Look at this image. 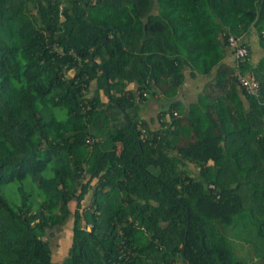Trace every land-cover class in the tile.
Masks as SVG:
<instances>
[{
	"label": "trees",
	"instance_id": "1",
	"mask_svg": "<svg viewBox=\"0 0 264 264\" xmlns=\"http://www.w3.org/2000/svg\"><path fill=\"white\" fill-rule=\"evenodd\" d=\"M0 264H264V0H0Z\"/></svg>",
	"mask_w": 264,
	"mask_h": 264
},
{
	"label": "rangeland",
	"instance_id": "2",
	"mask_svg": "<svg viewBox=\"0 0 264 264\" xmlns=\"http://www.w3.org/2000/svg\"><path fill=\"white\" fill-rule=\"evenodd\" d=\"M255 49H257V48H255ZM72 73H73V70L71 69V70H69L68 75H71ZM130 85H132V84H130ZM102 97L105 99V97H107V96L102 92ZM88 195H89V193L85 194V197L82 198V205L83 206L87 204L86 202H87ZM69 204H70V207H71L72 212H73L75 207H76V198H73ZM72 223H73V217H72V213H71V216L66 220L64 225H61V227L57 228V234L50 237V239H49V244H50V248L52 251V256H53L54 261H56V262L62 261L63 257L67 253V250H68V247H69V244L71 241ZM212 229L219 230L218 224H216L215 222H209L206 225V230H207V233L209 236L211 235ZM222 233L223 232L220 231L219 241L213 240V239H211V237H208V240H207L208 244L209 245H216V246L224 245L226 237ZM254 233H255V231L252 229V231H251L252 235L250 236V241L256 239V235H254ZM226 235L232 241L233 247L235 248L238 256L246 258V260L248 262L249 261H251L252 263L255 262V258L252 256L251 253L248 252L249 241L247 239H245V237L233 235L230 231H227Z\"/></svg>",
	"mask_w": 264,
	"mask_h": 264
},
{
	"label": "crops",
	"instance_id": "3",
	"mask_svg": "<svg viewBox=\"0 0 264 264\" xmlns=\"http://www.w3.org/2000/svg\"><path fill=\"white\" fill-rule=\"evenodd\" d=\"M244 38L250 44L251 49H254L252 55L253 59L256 60L263 53V50L258 42L255 29L252 28V30L248 31ZM196 78L189 79L190 81L188 86L181 87L179 89L178 94L176 95L177 99L184 100L186 104H188L189 101H192L196 97L197 93L203 88L204 82L206 81L204 76H198V78ZM146 94L147 98L140 103V117L147 119L151 124H159L158 118L155 117V120L151 122V117L156 116L159 110L164 107L163 105L166 104L168 100H165L164 97L155 94V92L151 93L147 91Z\"/></svg>",
	"mask_w": 264,
	"mask_h": 264
},
{
	"label": "built area",
	"instance_id": "4",
	"mask_svg": "<svg viewBox=\"0 0 264 264\" xmlns=\"http://www.w3.org/2000/svg\"><path fill=\"white\" fill-rule=\"evenodd\" d=\"M228 40L231 46H234L235 49V56L244 59L247 55V47L241 43H239V39L234 35L230 34L228 36ZM238 81L242 84L246 90L250 93H257L258 92V80L252 76L240 74L237 75Z\"/></svg>",
	"mask_w": 264,
	"mask_h": 264
}]
</instances>
